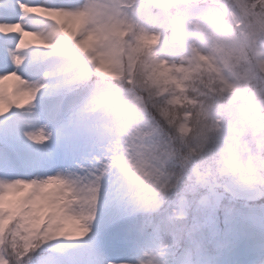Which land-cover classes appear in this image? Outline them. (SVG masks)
Returning a JSON list of instances; mask_svg holds the SVG:
<instances>
[{"label": "snow or ice", "instance_id": "1", "mask_svg": "<svg viewBox=\"0 0 264 264\" xmlns=\"http://www.w3.org/2000/svg\"><path fill=\"white\" fill-rule=\"evenodd\" d=\"M0 264H264V0H0Z\"/></svg>", "mask_w": 264, "mask_h": 264}]
</instances>
